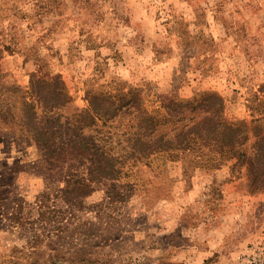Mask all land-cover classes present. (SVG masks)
Here are the masks:
<instances>
[{"label":"rangeland","instance_id":"1","mask_svg":"<svg viewBox=\"0 0 264 264\" xmlns=\"http://www.w3.org/2000/svg\"><path fill=\"white\" fill-rule=\"evenodd\" d=\"M210 92L244 157L129 158L135 114L170 136ZM260 138L264 0H0V264H264Z\"/></svg>","mask_w":264,"mask_h":264},{"label":"trees","instance_id":"2","mask_svg":"<svg viewBox=\"0 0 264 264\" xmlns=\"http://www.w3.org/2000/svg\"><path fill=\"white\" fill-rule=\"evenodd\" d=\"M124 99V97L122 98ZM138 99V95H133L129 100H125L122 104L117 106L113 104H105V111H101L102 114H108V108H113L110 116L116 114L122 108L125 111L137 112V106L134 105ZM104 103V101H102ZM133 102V103H132ZM195 102V103H194ZM92 103V102H90ZM92 107V105H91ZM190 108V112L200 110L205 113L201 120L188 126L182 124L179 129L176 130L173 135L167 136L166 134H160L157 132L158 123L153 121L151 117H142L143 114H135L138 120L136 138L134 142L129 143V158L134 157L137 160L147 157L148 155L161 152L178 150L181 152H188L196 155L198 159L203 157H209V155L219 152L224 154L226 152H232L236 145H241V135L239 134V128L233 127L232 124H221L219 121V112L222 107V98L215 92L205 94L203 97L193 99L192 102L186 103L181 101L170 102L166 105L168 116L173 119V122H181L185 120V112ZM131 108L132 111L130 110ZM93 110L97 111L96 106L93 105ZM98 114V111H97ZM245 138V136H244ZM261 141V142H260ZM264 144V138L257 139L256 144ZM87 150H91L92 153L89 156V165L87 166L88 175L93 177L96 171L107 178L116 176L119 172L117 166L115 167V161L113 158L101 152L100 157L96 154L98 149L94 146L87 147ZM262 151V147H259V152ZM209 153V154H208ZM258 154V150H257ZM237 159L244 157L243 153L236 154ZM214 164L213 158H208ZM215 165V164H214ZM264 183V180H262ZM52 264L56 262L55 259H51ZM33 264H39L37 263Z\"/></svg>","mask_w":264,"mask_h":264}]
</instances>
